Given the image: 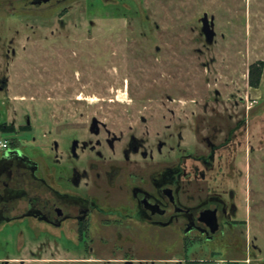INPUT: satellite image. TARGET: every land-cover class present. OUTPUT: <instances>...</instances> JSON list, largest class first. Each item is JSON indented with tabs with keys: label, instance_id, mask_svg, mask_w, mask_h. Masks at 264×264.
Masks as SVG:
<instances>
[{
	"label": "rangeland",
	"instance_id": "374dc122",
	"mask_svg": "<svg viewBox=\"0 0 264 264\" xmlns=\"http://www.w3.org/2000/svg\"><path fill=\"white\" fill-rule=\"evenodd\" d=\"M24 1L0 0V32L16 50L7 59L0 46V78L9 80L0 103L10 124L30 119L33 134L21 136L30 156L45 154L43 141L64 130L92 139L95 118L114 133L140 127L167 142L168 166L179 130L187 147L196 126L204 135L214 120L241 119L243 140L261 142L243 187L264 233V70L259 88L249 84L250 66L264 64V0H72L63 17L58 8L13 14ZM90 158L82 153L83 164ZM45 227L0 224V264H187L173 243L79 246L62 241L68 229Z\"/></svg>",
	"mask_w": 264,
	"mask_h": 264
},
{
	"label": "flooded vegetation",
	"instance_id": "af4514ba",
	"mask_svg": "<svg viewBox=\"0 0 264 264\" xmlns=\"http://www.w3.org/2000/svg\"><path fill=\"white\" fill-rule=\"evenodd\" d=\"M69 1L25 0L13 14L58 8L63 17ZM14 43L0 32L7 59L16 56ZM8 88L9 80L0 78V93ZM6 107L0 103V127L8 131L0 130L8 141L0 150V224L30 220L68 229L72 237L65 233L62 241L79 246L169 242L184 248L187 264H264V233L251 219L243 187L261 142L243 140V120H214L204 135L196 126L199 136L187 147L179 130L166 166L167 142L140 127L117 134L95 118L92 139L80 141L78 129L64 130L43 141L45 154L30 156L21 138L33 134L30 119L10 124Z\"/></svg>",
	"mask_w": 264,
	"mask_h": 264
},
{
	"label": "trees",
	"instance_id": "16d2710c",
	"mask_svg": "<svg viewBox=\"0 0 264 264\" xmlns=\"http://www.w3.org/2000/svg\"><path fill=\"white\" fill-rule=\"evenodd\" d=\"M264 70V64H255L251 65L249 68V84L253 88H259L261 79H262V74ZM1 131L8 132L7 130L3 129L0 127Z\"/></svg>",
	"mask_w": 264,
	"mask_h": 264
},
{
	"label": "water",
	"instance_id": "95a60500",
	"mask_svg": "<svg viewBox=\"0 0 264 264\" xmlns=\"http://www.w3.org/2000/svg\"><path fill=\"white\" fill-rule=\"evenodd\" d=\"M203 34L205 35L208 42H212L215 37V32L210 28V22L208 15H205L203 18Z\"/></svg>",
	"mask_w": 264,
	"mask_h": 264
},
{
	"label": "built area",
	"instance_id": "2783aa9c",
	"mask_svg": "<svg viewBox=\"0 0 264 264\" xmlns=\"http://www.w3.org/2000/svg\"><path fill=\"white\" fill-rule=\"evenodd\" d=\"M8 146V141L4 138H0V150L6 149Z\"/></svg>",
	"mask_w": 264,
	"mask_h": 264
}]
</instances>
